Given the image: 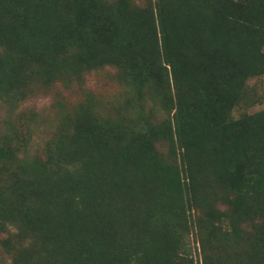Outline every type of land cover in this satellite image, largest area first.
Wrapping results in <instances>:
<instances>
[{
    "label": "trees",
    "instance_id": "obj_1",
    "mask_svg": "<svg viewBox=\"0 0 264 264\" xmlns=\"http://www.w3.org/2000/svg\"><path fill=\"white\" fill-rule=\"evenodd\" d=\"M106 64L135 119L74 113L45 161H18L0 182L10 264H197L191 231L201 264H264V107L228 118L264 74V0H0V96Z\"/></svg>",
    "mask_w": 264,
    "mask_h": 264
},
{
    "label": "rangeland",
    "instance_id": "obj_2",
    "mask_svg": "<svg viewBox=\"0 0 264 264\" xmlns=\"http://www.w3.org/2000/svg\"><path fill=\"white\" fill-rule=\"evenodd\" d=\"M138 93L133 83L121 75L120 68L106 64L90 69L63 66L49 79L34 76L24 97L0 96V143L9 141L16 160L1 173V183L9 184L18 161L47 158V142L61 121L74 113L91 110L100 116L122 121L135 119ZM264 107V74L246 79L240 98L229 111L236 118ZM194 231L189 238L192 255L201 264ZM0 235L7 232L0 231ZM11 255L0 246V264H10Z\"/></svg>",
    "mask_w": 264,
    "mask_h": 264
}]
</instances>
